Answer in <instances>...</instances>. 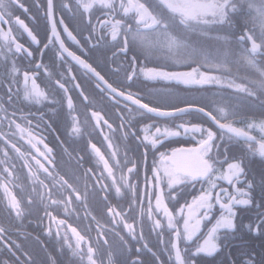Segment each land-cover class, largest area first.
<instances>
[{
  "label": "flooded vegetation",
  "instance_id": "flooded-vegetation-1",
  "mask_svg": "<svg viewBox=\"0 0 264 264\" xmlns=\"http://www.w3.org/2000/svg\"><path fill=\"white\" fill-rule=\"evenodd\" d=\"M186 12L0 0V264H186L183 245L204 235L202 254L216 220L250 227L264 264V95L211 94L206 68L153 57L147 37L169 31L207 63L190 40L207 44V19ZM208 141L197 164L189 150Z\"/></svg>",
  "mask_w": 264,
  "mask_h": 264
},
{
  "label": "rangeland",
  "instance_id": "rangeland-1",
  "mask_svg": "<svg viewBox=\"0 0 264 264\" xmlns=\"http://www.w3.org/2000/svg\"><path fill=\"white\" fill-rule=\"evenodd\" d=\"M230 1H234L245 11L246 15L242 16V19H245L252 29L246 30L241 39L247 40L246 37L250 36L259 44L261 49L259 53H252L249 45L246 46L243 40L237 42L221 34L208 32L210 45L201 43V47L207 49V63L204 50L189 48L191 45L187 42V37L177 36L169 31L147 37V45L153 48V57H159L163 61L184 65L195 62L197 67L206 68L208 91L211 94L233 95L234 98L240 96V93H251L252 90L264 91V66L258 62L259 56L264 55V0H177L193 22L206 18L220 23L226 17V8ZM207 166L211 169L208 164ZM196 220L195 227L191 224L188 226L191 232L194 230L197 232L202 227V221L199 223L198 218ZM227 225L232 227L233 224L228 220H216L212 223L200 246L199 251L202 254L206 256L215 254L214 235L221 229L230 228Z\"/></svg>",
  "mask_w": 264,
  "mask_h": 264
},
{
  "label": "trees",
  "instance_id": "trees-1",
  "mask_svg": "<svg viewBox=\"0 0 264 264\" xmlns=\"http://www.w3.org/2000/svg\"><path fill=\"white\" fill-rule=\"evenodd\" d=\"M244 15H246L245 11L242 10L238 5H236L234 1H230V3L228 4V7L226 8V17L222 20L221 23L216 20L214 21L207 20V32L221 34L223 36L229 37L230 40L232 39L233 41L235 40L241 41L243 40L241 39V37L244 36L245 31L252 30L248 22H246L245 19H242V16ZM202 39L203 38L192 37L190 40L192 41L193 44L195 45L199 44L198 46H201ZM243 41H244V44L248 46L247 40H243ZM210 43L211 41H209V39L207 38V45H210ZM258 62H260L264 66V56L263 55L259 57ZM252 92L251 93L244 92L240 94L241 96L243 95L244 96H247V95L263 96L264 95V91L255 90L254 92L252 90ZM217 93H220V92H217ZM262 99L263 98L261 97L260 101ZM250 100L251 101L248 102L247 106L244 108L248 112V114H246L244 117L245 120L254 119L253 111L255 110V108L253 107V105H254L255 100L253 98H250ZM246 215L247 214H245V216ZM245 220L246 218L242 219L241 222ZM207 233H208V227H207ZM203 236H200L201 237L200 240L197 239L198 241L196 240V243L194 244H190V245L184 244L183 245V247L186 249L185 251L186 253L185 263L186 264H241V262H243L244 264H254L255 263V261L253 260L254 259L253 250H255V248L253 244L250 242V240L254 238V231L251 230L250 227H247L246 225L238 224L233 230L219 231L216 234L215 239H214L217 250L215 254L212 256H205L203 254H199L196 252L199 248V241L202 240ZM243 238L249 241L248 244H245L246 248L244 249V252L241 249V246L239 245L241 242V239ZM163 246L165 249L168 247L166 243H164ZM242 253L246 254L244 258L241 255ZM261 263H264V262H261ZM122 264H126V263L123 261ZM162 264H171V263L167 261V258L163 257Z\"/></svg>",
  "mask_w": 264,
  "mask_h": 264
},
{
  "label": "water",
  "instance_id": "water-1",
  "mask_svg": "<svg viewBox=\"0 0 264 264\" xmlns=\"http://www.w3.org/2000/svg\"><path fill=\"white\" fill-rule=\"evenodd\" d=\"M247 40H248V43H249V46H250V50L252 53H259L261 51L260 49V46L259 44H257L250 36H247ZM144 109L151 115L155 116V117H159V118H168V117H172V116H176L177 114H181L182 112L180 113H177V112H160V111H155V110H151L147 107H144ZM189 111H196V112H200L202 114H204L206 117H208L211 122L221 131L223 132H226V133H229L233 136H236L238 138H242V139H247L249 138L247 135H245L244 132L242 131H239L235 128H233L232 126H229V125H222L220 123H218L214 118H212L209 114H207L206 112L204 111H201L199 109H196V108H190V109H187ZM200 130V128H197ZM198 131V130H197ZM210 145V141L206 142L205 144L203 145H200L198 147H196L195 149H192V150H189L190 152L192 153H195V159H196V163L197 164H201L202 162V158H201V152ZM211 173V169L207 168V171L203 174V175H209Z\"/></svg>",
  "mask_w": 264,
  "mask_h": 264
},
{
  "label": "snow or ice",
  "instance_id": "snow-or-ice-1",
  "mask_svg": "<svg viewBox=\"0 0 264 264\" xmlns=\"http://www.w3.org/2000/svg\"><path fill=\"white\" fill-rule=\"evenodd\" d=\"M227 226H229V227H230V225H227Z\"/></svg>",
  "mask_w": 264,
  "mask_h": 264
}]
</instances>
